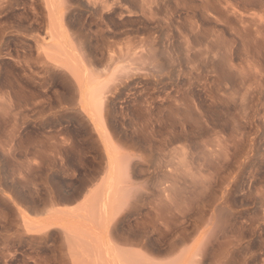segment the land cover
<instances>
[{"label":"rangeland","instance_id":"rangeland-1","mask_svg":"<svg viewBox=\"0 0 264 264\" xmlns=\"http://www.w3.org/2000/svg\"><path fill=\"white\" fill-rule=\"evenodd\" d=\"M53 1L0 0V264H264V0Z\"/></svg>","mask_w":264,"mask_h":264},{"label":"bare ground","instance_id":"bare-ground-1","mask_svg":"<svg viewBox=\"0 0 264 264\" xmlns=\"http://www.w3.org/2000/svg\"><path fill=\"white\" fill-rule=\"evenodd\" d=\"M58 2V1H57ZM56 2V3H57ZM54 3H55V1H53V0H45V6L47 7V10H48V8H49V10L51 9H54ZM8 4V3H7ZM59 4V3H58ZM50 10V11H51ZM50 11H49V13H50ZM52 12V11H51ZM52 13H50V15H51ZM59 16V15H58ZM51 16H49V18H50ZM60 17H61V15H60ZM56 18V17H55ZM62 19V18H61ZM51 20H54V18L53 19H51ZM66 20V19H65ZM57 22H58V20H56ZM67 22V21H66ZM58 24V23H57ZM60 24V23H59ZM67 31V30H66ZM64 35V34H63ZM62 36V35H61ZM63 38V37H62ZM70 38V37H69ZM63 40V39H62ZM75 41V40H74ZM76 41H78L77 39H76ZM81 42H82V40H81ZM60 44H62V46L64 47V50L66 51V53L68 54V52H69V54H70V56H73V57H75L76 58V51H72L75 47H74V42H72L71 43V41L69 40V41H67V40H64V41H62ZM80 44V43H79ZM61 46V45H60ZM77 48H80V47H77ZM84 48V47H83ZM82 47H81V49H83ZM71 49V50H70ZM86 53V52H85ZM85 53L82 51V53L81 54H84L85 55ZM87 54V53H86ZM89 54V53H88ZM78 55H79V53H78ZM81 56V55H80ZM83 56V55H82ZM87 56V55H86ZM80 58H82V57H80ZM77 59V58H76ZM84 59V58H83ZM196 69V68H195ZM198 70V69H197ZM196 70V71H197ZM198 72V71H197ZM222 76V75H221ZM224 77V76H223ZM82 83V82H81ZM84 83V82H83ZM98 128H100V126L98 127ZM100 130V129H99ZM102 134V133H101ZM108 151V150H107ZM115 171V170H114ZM109 184H111V183H109ZM111 186V185H110ZM111 189H113V187H110ZM109 188V190H108V192H109V196H108V198H110L111 197V194L112 193H114L115 191H114V189H113V191L114 192H112L111 193V189ZM111 190V191H110ZM107 192V191H106ZM117 193V192H116ZM115 194V193H114ZM113 195V194H112ZM114 196V195H113ZM109 200V199H108ZM109 201H111L110 202V204L109 205H112L111 203L113 202L112 201V199L111 200H109ZM106 203V204H107ZM123 203V202H122ZM50 204V203H49ZM52 205V204H51ZM108 205V206H109ZM122 205V204H121ZM108 206H106V208H104L105 210H106V212H108ZM41 207H43V206H41ZM58 207V206H57ZM95 207V206H94ZM121 207V206H120ZM115 208V207H114ZM1 209V208H0ZM53 209V208H52ZM58 209V208H57ZM56 209V210H57ZM87 209V208H86ZM108 209V210H107ZM41 210V209H40ZM59 211H61L60 209H59ZM90 211V210H89ZM55 212V211H54ZM61 212H63V211H61ZM70 212V211H69ZM88 212V211H87ZM112 212V211H111ZM56 213V212H55ZM76 213V212H75ZM104 213V212H103ZM69 214H71V213H69ZM97 214V213H96ZM105 214V213H104ZM114 214V213H113ZM86 215V214H85ZM174 215V214H173ZM70 216V215H69ZM75 216V215H74ZM93 216V215H92ZM105 216V215H104ZM68 217V216H67ZM73 217V216H72ZM85 217V216H84ZM106 217V216H105ZM173 217V216H172ZM52 219H53V217H52ZM55 219V218H54ZM90 219H91V217H90ZM97 219V218H96ZM174 219V218H173ZM151 220V219H150ZM156 220V219H155ZM157 220H159V219H157ZM156 220V221H157ZM80 221V220H79ZM27 222V221H26ZM84 222V221H83ZM93 222V221H92ZM141 222V221H140ZM169 222V221H168ZM138 223V222H137ZM142 223V222H141ZM146 223V222H145ZM163 223H164V221H163ZM171 223V222H170ZM179 223V222H178ZM110 224H111V222H110ZM167 224V223H166ZM45 225V224H44ZM162 225V224H161ZM45 226H47V225H45ZM147 226H151V225H147ZM164 227V226H163ZM43 228V227H42ZM46 228V227H45ZM81 228V227H80ZM79 228V229H80ZM87 228H88V225H87ZM140 228V227H139ZM89 229V228H88ZM92 229V228H91ZM162 229V228H161ZM81 230H82V228H81ZM153 230V229H152ZM178 230V229H177ZM72 231V230H71ZM97 231V230H96ZM101 231V230H100ZM84 232H86V231H84ZM88 232V231H87ZM114 232V231H113ZM81 232L79 231L77 234H80ZM96 233V232H95ZM121 233V232H120ZM34 234V233H33ZM91 234H93V232L91 233ZM90 234V235H91ZM113 234V233H112ZM21 235V234H20ZM96 235H98V234H96ZM95 235V236H96ZM120 236H121V234H119ZM126 235V234H125ZM24 236V235H23ZM82 236H83V234H82ZM92 236H94V234L92 235ZM99 236H101V235H99ZM115 236V235H114ZM191 236V235H190ZM71 237V236H70ZM97 237V236H96ZM122 237V236H121ZM125 237V236H124ZM129 237V236H128ZM82 238V237H81ZM102 238V237H101ZM123 238V237H122ZM167 238V237H166ZM27 239V238H26ZM25 239V240H26ZM73 239V238H72ZM79 239V238H78ZM99 239V238H98ZM115 239V238H114ZM117 239V238H116ZM119 239V238H118ZM123 239H125V238H123ZM128 239H130V238H128ZM127 239V240H128ZM20 240V239H19ZM87 240V239H86ZM127 240H125L126 242H129V241H127ZM67 241V240H66ZM99 241V240H98ZM116 241V240H115ZM91 242V241H90ZM94 242V241H93ZM102 242V241H101ZM117 242H119V241H117ZM126 242H121L120 241V243H126ZM137 242V241H136ZM141 242H142V240H141ZM98 243V242H97ZM113 242L111 241V239H110V237H107L106 239H105V241L104 242H102V244L100 245V248L99 249H97L99 252H97V253H99L98 254V256H97V254H96V256L97 257H99V259L101 260V263L102 264H132V262H133V264H136L135 263V261L133 260V259H130L131 257H129V256H127V254H125V250H122L121 248H116V247H114V245L112 244ZM168 243V242H167ZM96 244V243H95ZM115 244H116V242H115ZM143 244V243H142ZM182 244V243H181ZM68 245V244H67ZM77 245H78V243H77ZM120 245V244H119ZM122 245V244H121ZM146 245V244H145ZM178 245V244H177ZM83 246V245H82ZM94 246V245H93ZM126 246V245H125ZM144 246V245H143ZM218 246V245H217ZM79 247V246H78ZM98 247V246H97ZM118 247V246H117ZM152 247V246H151ZM155 247V246H154ZM165 247V246H164ZM172 247V246H171ZM206 247V246H205ZM90 248V247H89ZM93 248V247H92ZM96 248V247H95ZM94 248V249H95ZM128 248V247H127ZM138 248V247H137ZM162 248V247H161ZM175 248H177V247H175ZM180 248V247H179ZM7 249V248H6ZM126 249V248H125ZM91 250V249H90ZM146 250V249H145ZM148 250V249H147ZM161 250V249H160ZM164 250V249H163ZM172 250V249H171ZM175 250V249H174ZM196 250H198L197 248H196ZM131 251V250H130ZM156 251V250H155ZM88 252V251H87ZM90 252V251H89ZM139 252H141V251H139ZM72 253H73V251H72ZM72 253H70L71 255H73ZM93 253V252H92ZM138 253V252H137ZM148 253V252H147ZM147 253L145 254V256L147 255ZM172 253V252H171ZM194 253H195V251H194ZM200 253V252H199ZM222 253V252H221ZM221 253H220V256H221ZM69 254V255H70ZM143 254V253H142ZM155 254H157V253H155ZM160 254V253H159ZM162 254V253H161ZM168 254V253H167ZM202 254V253H201ZM78 255V254H77ZM80 255V254H79ZM171 255V254H170ZM75 254L73 255V256H71V263H73V264H78V260H77V258L75 259ZM92 256V255H91ZM94 256V255H93ZM160 256H162V255H160ZM164 256H167V255H164ZM184 256V255H183ZM195 256V255H194ZM208 256V255H207ZM32 257V256H31ZM54 257V256H53ZM84 257V256H83ZM210 257V256H209ZM56 258V257H55ZM89 258V257H88ZM133 258V257H132ZM183 258V257H182ZM198 258V257H197ZM57 259V258H56ZM55 259V260H56ZM92 259V258H91ZM95 259V258H94ZM97 259V258H96ZM151 259V258H150ZM189 259H191V258H189ZM194 259V258H193ZM200 259V258H199ZM66 260H68V259H66ZM76 260V261H75ZM84 260V259H83ZM99 260V261H100ZM202 260V259H201ZM97 261V260H96ZM153 261V260H152ZM189 261V260H188ZM60 262V261H59ZM68 262V261H67ZM146 262V261H145ZM150 262V261H149ZM194 262V261H193ZM143 263V262H142ZM195 263V262H194ZM193 263V264H194ZM79 264H81V263H79ZM93 264V263H92ZM153 264V263H152ZM190 264V263H189Z\"/></svg>","mask_w":264,"mask_h":264}]
</instances>
